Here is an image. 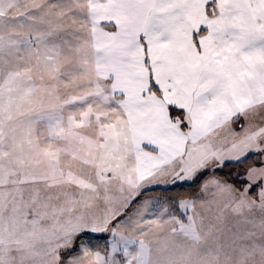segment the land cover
Returning a JSON list of instances; mask_svg holds the SVG:
<instances>
[{"label": "snow or ice", "instance_id": "snow-or-ice-1", "mask_svg": "<svg viewBox=\"0 0 264 264\" xmlns=\"http://www.w3.org/2000/svg\"><path fill=\"white\" fill-rule=\"evenodd\" d=\"M0 264H264V0H0Z\"/></svg>", "mask_w": 264, "mask_h": 264}]
</instances>
